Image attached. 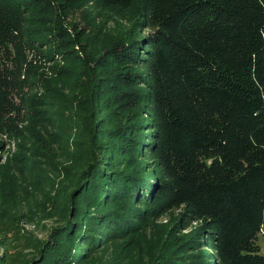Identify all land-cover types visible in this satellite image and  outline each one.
I'll return each instance as SVG.
<instances>
[{
    "label": "trees",
    "instance_id": "trees-1",
    "mask_svg": "<svg viewBox=\"0 0 264 264\" xmlns=\"http://www.w3.org/2000/svg\"><path fill=\"white\" fill-rule=\"evenodd\" d=\"M89 4L115 17L139 13L138 37L84 60L93 117L105 113L113 126L92 129L93 153L64 196L61 224L45 241L16 233L0 264H79L83 245L133 230L132 215L145 221L175 208L182 225L201 223L182 244L206 243L207 264H264V0H0L1 131L15 124L17 99L53 85L54 56L29 61L26 50L75 47L61 18ZM101 135L114 143L105 147ZM137 151L153 158L158 177L135 165ZM105 154L128 155L123 169ZM135 200L144 210L128 208Z\"/></svg>",
    "mask_w": 264,
    "mask_h": 264
},
{
    "label": "rangeland",
    "instance_id": "rangeland-1",
    "mask_svg": "<svg viewBox=\"0 0 264 264\" xmlns=\"http://www.w3.org/2000/svg\"><path fill=\"white\" fill-rule=\"evenodd\" d=\"M57 1L64 3L66 0ZM138 16L137 7L122 17H115L112 12L91 4L76 6L61 18L67 32L76 40L75 47L60 49L58 53L55 47L39 52L25 49L29 61L43 53L54 56L55 61L46 64L53 85L46 90L30 92L26 99L31 100L28 103L17 99L13 116L15 124L0 130L1 258L14 252L11 247L16 233L27 240L45 241L52 229L61 224L64 196L75 187L81 168L93 153L92 129L97 127L96 135L99 129L107 130L113 126L112 117L106 118L105 113L93 117L90 71L84 60L93 61L110 41L126 40L132 34L138 37ZM37 30L41 36L53 35L46 27L37 26ZM53 38L57 40L58 36L51 37V40ZM58 43L57 40L53 44ZM70 50L71 53L65 54ZM143 116L144 120L148 119L147 115ZM101 118L106 119L98 122ZM101 140L105 147L114 143L103 135ZM105 155L121 169L126 163L124 158L128 157ZM131 160L142 166L148 178L155 179L158 169L150 155L133 152ZM127 206L144 210L136 200ZM181 212L182 208H175L145 221L134 219L130 213L136 227L121 235L102 234L94 247L83 245L85 257L79 264H207L214 252L202 247L206 243H197L196 247L183 246L185 240L196 236L201 223L193 222L188 227L182 225L179 222ZM257 243L260 254L264 255V231L259 234ZM34 253L22 251L23 255Z\"/></svg>",
    "mask_w": 264,
    "mask_h": 264
},
{
    "label": "built area",
    "instance_id": "built-area-1",
    "mask_svg": "<svg viewBox=\"0 0 264 264\" xmlns=\"http://www.w3.org/2000/svg\"><path fill=\"white\" fill-rule=\"evenodd\" d=\"M264 230H262V233H263Z\"/></svg>",
    "mask_w": 264,
    "mask_h": 264
}]
</instances>
